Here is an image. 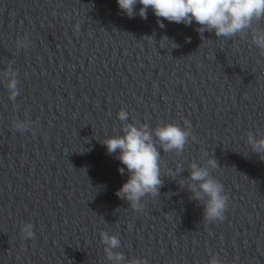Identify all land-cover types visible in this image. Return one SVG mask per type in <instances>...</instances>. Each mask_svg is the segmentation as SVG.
Listing matches in <instances>:
<instances>
[{
  "label": "clouds",
  "instance_id": "9594fccd",
  "mask_svg": "<svg viewBox=\"0 0 264 264\" xmlns=\"http://www.w3.org/2000/svg\"><path fill=\"white\" fill-rule=\"evenodd\" d=\"M119 9L129 18L139 15L147 19V12L152 10L157 18L168 22L183 23L190 26L195 21L200 27L197 31L203 36L205 31L214 32L218 39L224 41L236 37L249 39L261 58H264V0H117ZM141 7L136 11V5ZM161 28L164 24L158 19ZM164 39L168 40L167 37ZM174 47H177L173 43ZM17 50L27 49V36L16 41ZM260 63V60L257 61ZM12 61L3 70L8 99L15 101L19 95L18 71L12 67ZM15 108L18 105L14 104ZM121 122L120 134L108 136L101 141L109 155L119 153L116 159L124 167L118 171L121 175L127 170L128 178L116 192L117 197L125 200L136 212H143L145 199L160 196L164 186L161 172V150L164 153L175 152L182 155L189 140H194L191 122L183 121V126L176 123H166L152 128L139 121L129 122L126 109L118 112ZM33 121L25 116L24 120L14 118L11 127L20 133L33 131ZM246 144L252 153L264 160V135L249 131L246 134ZM220 167L212 156L203 163L193 161L187 170L189 175L181 178V188H186L191 194L190 199L203 206V220L207 223L222 222L229 206V197L224 185L212 175V170ZM185 171L182 164H177L175 171L168 169V176H179ZM34 225L31 222H21L20 231L24 239H34ZM131 230V225H129ZM100 242L104 245L106 264H148L144 258L126 259L124 253L118 251L121 240L118 234L101 231ZM207 264H227L217 254H210Z\"/></svg>",
  "mask_w": 264,
  "mask_h": 264
}]
</instances>
